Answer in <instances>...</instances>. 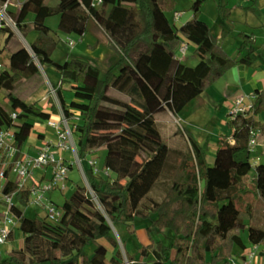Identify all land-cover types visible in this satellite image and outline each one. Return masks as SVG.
I'll list each match as a JSON object with an SVG mask.
<instances>
[{
  "label": "trees",
  "instance_id": "trees-1",
  "mask_svg": "<svg viewBox=\"0 0 264 264\" xmlns=\"http://www.w3.org/2000/svg\"><path fill=\"white\" fill-rule=\"evenodd\" d=\"M203 1H192L191 18L179 26L155 21V9L173 11L176 0H99V6H95L94 0H58L55 6L23 0L16 10H9L19 31L35 30L37 36L30 44L34 57L27 56L24 60L10 57L7 66L0 70V93L4 90L24 97L43 82L38 63L55 68L61 79L52 83L54 94L31 106L36 109V116L49 119L50 113L42 108L50 105L56 111V97L67 119L75 118L77 111L79 121L70 122V128L77 136L78 158L83 165L88 153L102 148V166L107 175L97 173L92 164L83 166L90 190L85 185H76L65 198L59 227L27 216L21 205L27 206L30 190H17L15 198L20 205L13 204L11 210L24 233L23 243L1 256L0 264H103L104 254L96 252L89 256L87 250L90 243L100 247L102 238L114 247L110 264H123L122 250L111 225L100 217L99 206L113 226L123 225L130 235L135 233L136 218L148 221V234L157 228L173 232L169 243L150 239L140 245L137 254L126 250L130 264L238 261L233 258L238 255L234 247L246 248L241 237L247 224L245 219L253 216L257 197L264 199V161L253 166L248 145L251 131L261 126L255 116L264 110V91L255 95L245 114L229 113L230 133L219 134L211 164L203 146L185 131L188 148L176 164L179 177L173 178L158 198L151 191L164 171L169 147L155 135L159 127L154 113L129 69L143 55H148L150 67L161 76L157 95L165 101L170 92L168 108L176 115L231 67L238 63L254 64L258 54L253 34L240 31L237 52L230 55L215 35L197 28ZM217 10L224 38L231 33L227 26L231 7L218 3ZM30 12L34 18L27 23L25 18ZM54 14L59 15L60 27L79 35L86 31L88 19H94L107 34L109 45L117 51V62L102 73L84 58L54 60L51 54L58 41L45 23V18ZM0 31H9L10 36L12 33L6 26H1ZM152 36H156L154 43L150 41ZM184 39L196 45L198 61L194 65L175 55ZM3 50L0 49L2 63L8 56ZM65 82L71 85L70 100L66 99L62 86ZM11 112L0 102V129L13 127L14 145L21 150L33 123L26 112L17 111L16 118ZM252 168L255 171L250 176ZM10 170L8 166L5 174ZM15 189L8 179L3 192Z\"/></svg>",
  "mask_w": 264,
  "mask_h": 264
},
{
  "label": "rangeland",
  "instance_id": "rangeland-1",
  "mask_svg": "<svg viewBox=\"0 0 264 264\" xmlns=\"http://www.w3.org/2000/svg\"><path fill=\"white\" fill-rule=\"evenodd\" d=\"M15 1V0H14ZM23 1V0H20ZM57 0H52L51 3L54 4ZM220 1V2H219ZM225 0H208L206 4L204 5L202 15H201V23L199 24L198 29L201 31H212L215 33L217 29H215V22L212 18L214 14L216 13V6L218 3H225L223 2ZM13 2V0H11ZM177 3V1H176ZM190 2L188 0H178V4H176L175 9H178L180 14V18L175 19L174 17V11L168 12L165 18L162 16V11L160 9H156L157 13V21L158 23H161L162 21H168L170 24H180L182 21L188 20V17H190V14L192 11L190 10ZM13 8V7H12ZM56 16L50 15L49 17ZM200 17V16H199ZM163 19V20H162ZM165 19V20H164ZM184 21V22H185ZM4 26L9 28L11 30V36L9 31H0V45H3L4 43V36H10V46L12 47H18L21 45H26L27 40H29V36L25 35L24 38L20 34L21 31H19L11 16L9 11L7 12L6 19L3 20ZM214 22V23H213ZM207 25L210 28H207ZM22 33V32H21ZM26 33V32H25ZM22 33V34H25ZM259 33V38L257 41V51L259 55V60L255 64H260L262 66V69H256L255 71V79L259 83V89H264V38L262 33ZM235 35H232V38H234ZM27 39V40H26ZM187 48L185 51V54L182 56L185 63L188 65H194L198 59L195 58L196 54L194 53V46L195 44L191 41H187ZM59 44L55 51V56L58 57V59H61L63 57V53L65 51H69V46L65 44L63 41L57 43ZM8 46V47H10ZM227 50L230 54H234L236 52L235 50V44H227ZM4 49V48H3ZM4 51V50H3ZM6 54V53H4ZM8 55V54H7ZM181 55V54H180ZM10 56H7L4 58L3 63L5 62V66L9 63ZM46 68V67H44ZM133 72L137 74V71L140 73L138 75V81L139 84L142 87L144 96L152 110L155 116V120L158 124L159 131L155 135L162 141L166 142L169 147V152L167 155V160L165 164V168L163 173L161 174V177L158 179V182L154 185L151 194H153L155 197L160 198L164 192L165 187L167 184L173 179L179 177V173L177 172L176 164L180 161L181 157L184 155L188 148V142L185 136V131L192 134V136L197 139V141L203 146L206 158L208 161V164H211L213 162V157L215 155V150L217 146V141L219 134L227 132L229 127L227 126V121L229 120V109L227 108V104L225 102L224 97L222 94L218 93V90H221L220 92L223 93V89L220 85H218V88H209L207 87L202 94L194 97L191 99L185 107L176 115H174L171 111H169L168 107L161 102V99L158 97L156 90L158 80L157 77L160 78L159 74L155 72L149 65L148 60L144 61L142 60L137 69L132 67ZM44 77V73H41ZM259 79V80H258ZM214 86V85H213ZM155 88V90H154ZM254 86L249 83L247 84V91L251 92L254 90ZM168 97L170 98V92L168 93ZM0 102L8 109L12 108L11 102H10V93H5L4 90L0 93ZM217 106V107H216ZM11 111V110H10ZM30 120L34 123L32 132H35L37 130V125L40 124L43 121V119L38 116H36L35 113H33L31 110H28ZM258 118L264 122V110L259 114ZM264 126V125H263ZM178 127L179 131H177ZM50 134V133H48ZM75 146L77 150V136L73 135ZM255 151L251 152V158L253 166L258 161H264V127H260L258 130L257 135V142L255 144ZM102 148H97L95 150H92V152H96L93 156H89L90 153L86 155V160L83 161V166H88L87 159L90 157L93 161L94 168H99L96 170L97 173L106 176L107 173L104 171V168L102 166ZM69 154H71L73 163L72 167L68 169V174L70 180L68 181V178L66 180L67 186L65 189H53L51 191H48L46 193V197L53 202L56 207L62 209L63 202L66 197H68L75 189L76 185H85L89 190V184L84 177V170L81 169V165L78 163L77 158L75 157V154L72 151H68ZM78 155V154H76ZM21 155L18 153L16 156V159H18ZM256 158V159H255ZM4 158L1 157V161ZM12 164V163H11ZM1 167H4V163H1ZM255 169L252 168L249 175L253 176ZM39 173V170H35L33 176L37 177ZM11 178H15V173H10ZM40 176H38L39 178ZM31 179V178H30ZM12 201L16 205H20L16 198L13 196ZM8 205V203L5 201L4 193H2V188H0V215H4V206ZM100 207L101 211V218L105 219L112 227V231L114 236L116 237L119 247L122 250L123 253V264H130L127 256H126V250L131 253H138V249L141 244L148 243L150 239L154 240H160L164 243H169L173 238V232L170 230H162V229H154L153 231L148 234L146 227L148 225V221L144 220L142 218H136L135 220V233L132 235L128 234V231L123 225H116L113 226L110 219L108 218L107 214L105 213L104 209ZM22 210L25 212L27 216L30 217H38L41 221L44 223L51 225L53 227H59V219H50L46 216L44 207L41 205L31 204L27 203V206L21 205ZM255 216L252 220H249L247 218V224L249 225V230L252 234H259V238H255L252 242V246H258L257 249V258L258 263L257 264H264V199L261 197H257L255 201ZM254 213V211H253ZM253 217V216H252ZM251 217V218H252ZM252 221V222H251ZM257 236V235H255ZM24 237V233L19 229V226H17L14 229V235L11 239L8 240L5 244L2 245V249L4 251V256L7 255V253L12 248H19L21 247L22 239ZM87 250L89 253V256H92L96 252H101L105 256V261L103 264H110L109 258L114 253V247L105 239H101V246L99 247L95 243H90L87 245Z\"/></svg>",
  "mask_w": 264,
  "mask_h": 264
},
{
  "label": "crops",
  "instance_id": "crops-1",
  "mask_svg": "<svg viewBox=\"0 0 264 264\" xmlns=\"http://www.w3.org/2000/svg\"><path fill=\"white\" fill-rule=\"evenodd\" d=\"M51 1L52 0H39V2H46L51 6H55L58 2V0H57L54 4H52ZM176 1H177L176 4H178V0H176ZM188 1L190 2L189 5H191L193 0H188ZM207 1L208 0L203 1V4L201 6V13H200L201 15H202L204 5L206 4ZM215 2H216V0H215ZM223 2H225V4H227L228 6L231 7V15L227 21V26H228V28L231 29V33L228 34L224 38L222 37L223 25L219 21L217 6H216V11H215L216 13L214 14V16H212V18L216 24L215 29H217V31H215V33H213L211 30L207 31V32H211L213 35H215L218 38L219 42L226 49L227 52H228L227 47H226L227 44L228 45L229 44H235V50L237 52V47H238V44L240 41L237 34L240 31H242L248 35L253 34L256 38V51H257V41L259 38V35H258L259 33H257V31L262 33L263 38H264V0H247V1L246 0H225ZM21 3H22V1H20V0H15V1L13 0V2H11V0H9L8 11L9 10H11V11L16 10L20 6ZM94 4H95V6H99V0H94ZM221 4H224V3H221ZM156 9H155V21L157 24H160L157 21ZM175 10L176 11L173 12L174 15L176 12H179L178 9H175ZM167 13H168L167 11H162L163 18H165ZM181 15L182 14H180L175 19L180 18ZM201 15L196 22L197 28L199 27V24L201 23ZM191 16H192V13L190 14V17H188V19H190ZM33 18H34V13L30 12L27 14V16L25 18V22L30 23L33 20ZM184 21H182L179 25H181ZM164 22H168V21H162L161 23H164ZM45 23L48 26H50L51 29L53 30L52 34L57 39L58 43L60 41L61 42L63 41L65 44H67L69 46V51H65L63 53L64 54L63 57L61 59H58V57L54 55L56 48L59 45V44H57V47L52 51V54H51V57L54 60L64 61V60L70 59L72 57L84 58V59H87V60L91 61L92 63H94L101 70L102 73L108 67L114 65L117 62V60L119 58L117 51L109 45V38H108L107 34L103 31V29L98 25V23L94 19H92V18L88 19L87 29L81 35L76 34V33H69L64 28L60 27L58 14H56V16H53V17L47 16L45 18ZM174 25L179 26L178 24H175V23H174ZM207 28H210V27L207 25ZM20 34L22 35L23 38L25 35L29 36V40L26 39L27 40L26 45L20 44L18 47L17 46L12 47L9 45L11 38H8V36L5 35L4 36V43H3V45H0V49L4 48L3 54L6 53L11 58L12 57L18 58L20 60H24L27 56H33L34 57V54H33V51L31 49L30 44L35 39V37L37 36V32L35 30H27L25 34H22L21 32H20ZM232 35H235V37L232 38ZM25 38H26V36H25ZM71 41H72V43H71ZM150 41H152L153 43L156 42V36H152L150 38ZM187 41L188 40L184 39V43L186 45L188 43ZM263 43H264V41H263ZM8 46H10V47H8ZM195 47H196V45L194 46V49H195ZM236 52L234 54H230L229 52L228 53L230 55H235ZM184 54H182L178 48L175 55L177 57H179L185 63V61L182 57ZM257 54H258V51H257ZM195 58L198 59V56L196 55ZM257 59L259 60V55H258ZM142 60H144V61L148 60V62H149L148 55H143L140 58L138 64L136 66H134L133 68L137 69L139 63ZM255 63L252 65H247V64H243V63L236 64L235 66L231 67L228 71H226V73L221 78H219L217 81H215L212 84V87L211 86L209 87L212 89L218 88L217 87L218 85H220L222 87L223 93L220 92L221 90H218V93L222 94V96L224 97L225 102L227 104V108L229 109V112L231 111L232 107L235 105V102L238 98L243 97L244 102H249V101L252 102L255 95H257L260 91H264V89H259V87H258L259 83L255 79L256 69L257 68L262 69V66L260 64L258 65ZM5 64L6 63L4 62L3 63L4 68H5ZM38 66L40 68L41 73H44V75H45L44 77L42 76L43 82L39 86L34 87L33 90L28 95H26L24 97H22V96L16 97V96H13L12 94H10V102H11L12 108H10V109L7 108L8 110H11L13 112L23 111V112H26L28 114V116H29L28 110H31L33 113L36 114V109L34 107H32L31 104L33 102H36V101L41 104L49 94H51V93L53 94L52 83L60 82V79H61L60 74L55 70V68H53L51 66L44 68L39 63H38ZM129 69L139 84L138 75H140V73L138 71H137V74L135 72H133L132 67H130ZM157 80H158V84H157L156 90L154 88V90L156 92H157L158 87L161 83V76H160V78L157 77ZM249 83H251L255 87L254 90L251 92L247 91V89H246L247 84H249ZM62 86L66 90V92H65L66 99L70 100L72 98V94L70 91V87H71L70 83L65 82ZM139 86L142 89L140 84H139ZM202 92L200 94H202ZM161 102L168 107V103H169L168 95H167V99L165 101H161ZM13 104H15V107L13 106ZM55 104H56V109H57L56 111H52L50 105H46L45 107L42 108L44 111L49 112L50 118H53V119L58 118L60 116V114L62 113L56 97H55ZM75 113L77 114V116L75 118L71 119L70 122H78L79 121V117H78L79 113L77 111H75ZM258 116L259 115L255 116L256 119H259ZM38 118L40 119V117H38ZM28 119L30 120V117H28ZM44 120L45 119H43V121H39L41 123L37 125V130L35 132L31 131L30 135L28 136L27 140L25 141V143L21 149V152H24L26 155H33L47 141V137H48L47 135H48V133L52 134V130L45 127ZM260 121H261L260 127H264L263 126L264 122L262 120H260ZM33 126H34V123H33ZM32 130H33V128H32ZM224 133H230V129H228L227 132H224ZM94 154H96V152L90 153L89 156H93ZM101 154H102V159H103L104 158V150H102ZM64 155L66 156V160L68 162L69 168H71L72 163H73V159H72L71 154L66 152ZM75 157L77 158L76 155H75ZM90 159L91 158L89 157L87 160H90ZM213 159H214V157H213ZM250 160L252 162L253 159L250 158ZM77 161L81 165V169L83 170L81 161H79V159H77ZM102 162H103V160H102ZM97 169H99V168H96L95 170H97ZM104 171L107 173L106 169H104ZM33 174H32V177L30 179L31 181L36 180L38 178V176H40L39 178L49 176L50 169L39 170L37 177L33 176ZM109 174L113 175V173H111V172ZM84 177H85V174H84ZM67 178L69 181L70 180L69 174H67L66 180H67ZM67 183L68 182H65V187L63 189L66 188ZM63 189H61V190H63ZM254 216H255V208H254L253 217L250 218L249 220H252L254 218ZM245 222L247 223V219H245ZM255 235H257V236H255ZM241 237H242L244 243L246 244V248L241 249L240 247L235 246L234 252H238V255H233L234 260H240L239 256L241 254H243L248 249V247L251 246V244L255 238H259L261 236H259V234H252L249 230V225L246 224L245 228L243 230H241ZM22 243H23V239H22ZM22 243H21V246H22ZM100 244H101V240H100ZM257 263H258V258L256 259V264Z\"/></svg>",
  "mask_w": 264,
  "mask_h": 264
},
{
  "label": "built area",
  "instance_id": "built-area-1",
  "mask_svg": "<svg viewBox=\"0 0 264 264\" xmlns=\"http://www.w3.org/2000/svg\"><path fill=\"white\" fill-rule=\"evenodd\" d=\"M247 1V0H246ZM9 0L0 3V27L4 26L3 20L6 19L8 12ZM180 15L176 12L174 17ZM2 20V21H1ZM72 43V41H71ZM187 45L183 43L179 47V51L184 54ZM4 68L3 63L0 62V70ZM54 94V89H52ZM252 106V102H244V98H238L235 105L232 107L230 113L245 114ZM11 116L16 118V112H11ZM45 127L52 130V134H48L47 141L36 151L33 155H26L21 150H18L14 145V128L3 127L0 129V188H2L9 180L15 184L16 189L10 193H4L5 201L8 205L4 206V215H0V257L4 256L2 245L8 242L11 235H14V229L19 226V220L15 213L11 210L14 204L12 197H15L17 190L29 188L28 203L41 205L44 207L46 216L50 219H60L62 209L56 207L47 197L46 193L53 189H63L65 187L66 177L68 174L69 165L64 155L68 151L77 154L75 141L70 128V120L65 117L63 113L56 119L49 118L44 120ZM258 130L251 131L249 138V149L251 152L255 151V144L257 142ZM21 156L16 159L17 154ZM77 159L78 158V155ZM1 157L4 159L1 161ZM80 161V159H79ZM4 163V167H1ZM12 163V164H11ZM88 163L93 164L92 160ZM11 166L10 173H15V178L5 174V170ZM50 169L49 176L37 178L31 181L30 178L35 170ZM258 246H250L243 253V258L233 262L232 264H256Z\"/></svg>",
  "mask_w": 264,
  "mask_h": 264
}]
</instances>
